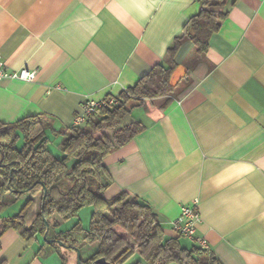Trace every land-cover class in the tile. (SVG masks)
Masks as SVG:
<instances>
[{"label":"crops","instance_id":"crops-1","mask_svg":"<svg viewBox=\"0 0 264 264\" xmlns=\"http://www.w3.org/2000/svg\"><path fill=\"white\" fill-rule=\"evenodd\" d=\"M225 8L204 52L180 39L174 91L133 108L146 127L103 157L112 180L104 194L137 196L170 236L180 206L196 200V234L220 264H264V0ZM199 9V0H0L4 68L36 71L31 80L0 78V122L43 114L55 129L83 125L75 123L82 101L167 65L168 46ZM78 219L51 221L60 231ZM79 248L84 259L96 243ZM0 264H76V252L6 227Z\"/></svg>","mask_w":264,"mask_h":264},{"label":"trees","instance_id":"trees-1","mask_svg":"<svg viewBox=\"0 0 264 264\" xmlns=\"http://www.w3.org/2000/svg\"><path fill=\"white\" fill-rule=\"evenodd\" d=\"M199 11L188 18L181 32L168 46V63H157L133 85L114 95L115 102L94 110L83 125L55 129L47 115L35 114L16 121L0 122V204L24 198L17 213L0 221L1 229L14 227L32 242L44 232L42 214L36 207L40 194L43 213L54 232L67 245L96 243L95 250L81 264L104 258L109 264H220L209 249L182 236L164 232L156 212L137 196L120 190L111 197L104 191L112 183L103 157L127 143L146 126L131 112L145 99L174 91L171 75L180 39L188 37L198 53L207 49L208 38L226 17V0H199ZM59 137L61 155L50 149L51 138ZM21 144L18 143L19 140ZM73 160L68 169L67 162ZM65 175L69 181L62 185ZM90 206L87 227L78 219L69 229L55 231L58 222L76 217L83 206ZM49 228V230H50ZM52 245L60 247L54 242Z\"/></svg>","mask_w":264,"mask_h":264},{"label":"built area","instance_id":"built-area-1","mask_svg":"<svg viewBox=\"0 0 264 264\" xmlns=\"http://www.w3.org/2000/svg\"><path fill=\"white\" fill-rule=\"evenodd\" d=\"M36 71L20 68L19 70L7 71L4 68V61L0 58V78H20L31 80L34 78ZM115 102L114 95H108L101 99L85 98L81 103V112L75 117V123H84L87 117L94 110L102 105L112 104ZM200 221L199 213L196 209V200L191 204H182L179 214L171 220L170 228L177 236H182L191 242L199 245L201 248L208 249L206 240L196 234V225Z\"/></svg>","mask_w":264,"mask_h":264},{"label":"rangeland","instance_id":"rangeland-1","mask_svg":"<svg viewBox=\"0 0 264 264\" xmlns=\"http://www.w3.org/2000/svg\"><path fill=\"white\" fill-rule=\"evenodd\" d=\"M51 139H52V141L50 142L49 147L54 152L56 150V147L59 146V137L57 139L54 138V137L51 138ZM21 141L22 140L20 139L18 141V143L21 144ZM72 163H73V160H70V161L67 162L68 169H69V167L71 166ZM60 182H61L62 185H64L65 183L66 184L69 183V181H68V179H67V177L65 175H63L61 177ZM23 199H24V196H22V198H20L17 201H14L12 203H6L5 205L0 204V215H3L2 218L0 217V221L4 218V216L5 217L8 216L9 213H13V212L18 211L19 208L21 207ZM90 213H91V207L88 206V205L83 206V207H81L79 209L78 215L76 216V218H79L81 220L82 224H84V225L87 224L88 225L89 218H90ZM0 228H1V225H0ZM51 229H52V227L50 228V231H51ZM182 239H184V237ZM134 259H135V256H133L131 259H129L128 261H126L123 264H130L131 262H133Z\"/></svg>","mask_w":264,"mask_h":264},{"label":"water","instance_id":"water-1","mask_svg":"<svg viewBox=\"0 0 264 264\" xmlns=\"http://www.w3.org/2000/svg\"><path fill=\"white\" fill-rule=\"evenodd\" d=\"M40 211H41V214H42V219L44 221V227H45L44 232L42 234V238H43L44 242H46L48 244H53L54 242H56L60 246L73 248L75 250V252H76V264H81V251H80V248L78 246L67 245L62 240H60L59 238H56L54 236H50L49 235L50 226H49V222L46 220V218L44 216V213H43V203L40 204ZM96 262L109 264L104 258H98V259H96Z\"/></svg>","mask_w":264,"mask_h":264}]
</instances>
